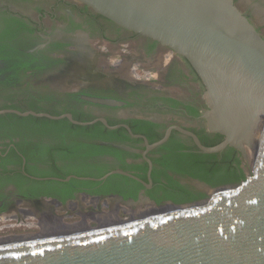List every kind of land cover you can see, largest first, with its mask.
Wrapping results in <instances>:
<instances>
[{
  "label": "flooded vegetation",
  "instance_id": "obj_1",
  "mask_svg": "<svg viewBox=\"0 0 264 264\" xmlns=\"http://www.w3.org/2000/svg\"><path fill=\"white\" fill-rule=\"evenodd\" d=\"M234 3L264 38V0ZM202 91L200 80L183 57L114 24L77 0H0V110L55 116L70 113L73 119V114L90 118L75 119L82 122L102 117L108 124L110 120L117 122L113 125H127L136 135L118 127L125 131L127 139L94 140L112 150L84 159L79 155L83 149L77 142L74 144L75 140H84L81 136L65 134L60 127L39 128L8 118L0 120V222L14 229L0 237L48 236L58 234L67 225L79 226L86 221L87 226L100 225L96 219L101 214L124 219L131 215L129 212L151 208L152 202L159 208L166 207L170 204L166 202L175 203L163 198L159 187L168 179L200 194L193 201L200 200L205 192L194 182H205L190 171L195 164L216 165L232 147L203 153L189 135L196 136L204 146L223 139L208 129ZM82 96L115 99L123 104L101 105ZM30 102L45 110L29 108ZM6 114L32 116L12 112L0 115ZM126 121L150 124L132 123L142 130L133 132ZM167 131L163 143L146 149ZM232 148L240 161L237 167L245 174L246 158L239 149ZM204 154L217 155L197 158ZM146 159L151 163L149 176ZM235 163L233 160L232 166L236 167ZM83 166L94 173L103 171V175L125 171L150 183V187L121 174L117 175L129 180L115 178L90 191L63 184L73 177L59 180L67 176L91 177L73 173ZM153 178L158 181L154 183ZM40 223L48 225L46 232Z\"/></svg>",
  "mask_w": 264,
  "mask_h": 264
},
{
  "label": "water",
  "instance_id": "obj_2",
  "mask_svg": "<svg viewBox=\"0 0 264 264\" xmlns=\"http://www.w3.org/2000/svg\"><path fill=\"white\" fill-rule=\"evenodd\" d=\"M77 1L183 57L203 86L208 129L223 139L204 146L188 134L203 153H218L227 146L239 149L248 168L236 184L212 187L194 182L205 196L188 203L166 202L173 206L169 211L130 215L85 230L76 226L48 236L0 237V264H264V38L234 0ZM82 99L108 106L123 104L115 99ZM5 112L66 118L77 125L99 121L109 129L124 127L133 135L127 125H109L102 117L82 122L70 113L0 110ZM168 133L146 149L163 143ZM146 161L149 176L151 163ZM111 174L150 187L121 170L99 178L59 180L101 181Z\"/></svg>",
  "mask_w": 264,
  "mask_h": 264
},
{
  "label": "trees",
  "instance_id": "obj_3",
  "mask_svg": "<svg viewBox=\"0 0 264 264\" xmlns=\"http://www.w3.org/2000/svg\"><path fill=\"white\" fill-rule=\"evenodd\" d=\"M10 107H15L20 110L26 109L25 107L20 106V105H11ZM28 107L36 111L45 110V109L38 108V106L35 107V104L32 102H30ZM73 117L77 120H89L90 119L87 116H84V115L80 116L77 114H73ZM7 118L21 125H31L32 124L34 126H38L39 128L60 127L61 131H64L65 134L73 135L76 137L81 136L84 140L82 142L75 140L74 144L77 142L78 146L83 149V152L79 153V155H82L84 159L90 158L91 156L98 155V154L110 153V151L112 150L110 146L99 144L98 141H94V140L111 141V140L120 139V138L121 139L128 138L125 134V131L122 128H118L115 130H108L99 122H96L92 125H87V126H77V125H72L66 119L50 120L47 118H36L33 116L20 117L14 114L0 115V120L7 119ZM108 122L111 125L117 123L115 121H110V120ZM126 122L131 126L133 132H142V130L137 129V127H135V125H133L132 123L150 124V122H147V121H126ZM148 138L150 137L148 136ZM218 142H219V139L205 143V145L212 146ZM69 151H70V148L67 153L70 156V152L72 153V151L70 152ZM234 152L235 150L232 147H228L227 151L225 152L224 158H222L221 161H218L216 165L213 166L210 164V166H204L203 164H195V168L192 169V171L190 172H192L194 176H197L198 178H200V180L204 181L205 183H207L208 185L212 187L236 184L244 179L245 174L242 172L241 169L237 167L240 161L237 158H235ZM79 155H76V156H79ZM216 155L217 154H204V155L198 156L197 158L209 159V158H215ZM199 159H197V161L201 162L202 160H199ZM233 160L236 162L235 163L236 167L232 166L231 164ZM84 165H87V164H84ZM199 171H202V172H199ZM73 173L78 176H91V177H99L104 174L103 171L94 173L88 170L87 168H85L84 166H83V169L82 168L77 169L73 171ZM65 175L66 174L62 175V177H65ZM115 178L116 179L118 178L128 179L127 177L114 174V175L109 176L107 179L103 181L78 180L75 178H71L68 182H65L63 184H66L69 187L72 185H78L82 187L83 189H85L86 191H90L95 186H98L99 184H103V183H109L110 180L115 179ZM157 181L158 179L153 178L154 183H156ZM159 187L164 192L163 198L171 199L175 203H178V204L191 202L193 200H196L199 196H201L200 194L196 195L192 193L186 187L180 185L177 181L172 180V179H168L167 183L160 184Z\"/></svg>",
  "mask_w": 264,
  "mask_h": 264
},
{
  "label": "bare ground",
  "instance_id": "obj_4",
  "mask_svg": "<svg viewBox=\"0 0 264 264\" xmlns=\"http://www.w3.org/2000/svg\"><path fill=\"white\" fill-rule=\"evenodd\" d=\"M167 207V208H166ZM166 207H161V208H159V207H157L156 205H154V204H151V208H146V209H142V210H137V211H134V212H129L132 216H135V215H139V216H141V215H144V214H148V213H154V212H164V211H169V210H171V209H173V206L171 205V204H168ZM169 207V208H168ZM124 211H126L125 209H124ZM111 213V212H110ZM101 217H99V219H96V220H99L100 222H101V226L102 225H108V224H111V223H116L117 221H119V219H118V217L117 216H107V215H100ZM86 223H87V221H86ZM85 222H84V224L83 225H79V228H78V230H85V229H88V226H87V224H86ZM40 224H42V223H40ZM41 227H42V229H43V231H45L46 229H48V225H46V224H42L41 225ZM74 227H76V226H63L62 228L65 230V231H67L68 229H70V228H74ZM63 231V230H62ZM62 231H60V232H62ZM46 232V231H45ZM60 232H58V234L60 233ZM64 232V231H63ZM23 239H26V237H22ZM31 238H33V237H31Z\"/></svg>",
  "mask_w": 264,
  "mask_h": 264
},
{
  "label": "rangeland",
  "instance_id": "obj_5",
  "mask_svg": "<svg viewBox=\"0 0 264 264\" xmlns=\"http://www.w3.org/2000/svg\"><path fill=\"white\" fill-rule=\"evenodd\" d=\"M245 167H247V164H245ZM13 230H12V228H8V227L4 226V223L0 222V236L9 232V231H13Z\"/></svg>",
  "mask_w": 264,
  "mask_h": 264
}]
</instances>
